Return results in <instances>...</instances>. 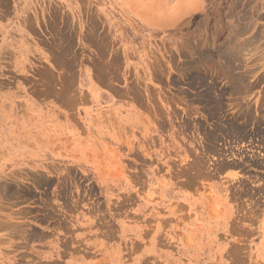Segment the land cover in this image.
<instances>
[{"label":"rangeland","instance_id":"rangeland-1","mask_svg":"<svg viewBox=\"0 0 264 264\" xmlns=\"http://www.w3.org/2000/svg\"><path fill=\"white\" fill-rule=\"evenodd\" d=\"M0 264H264V0H0Z\"/></svg>","mask_w":264,"mask_h":264}]
</instances>
